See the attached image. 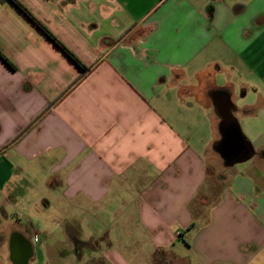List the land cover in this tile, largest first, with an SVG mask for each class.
<instances>
[{"label": "crops", "instance_id": "1", "mask_svg": "<svg viewBox=\"0 0 264 264\" xmlns=\"http://www.w3.org/2000/svg\"><path fill=\"white\" fill-rule=\"evenodd\" d=\"M21 1L90 68L0 1V264H264V0Z\"/></svg>", "mask_w": 264, "mask_h": 264}, {"label": "water", "instance_id": "2", "mask_svg": "<svg viewBox=\"0 0 264 264\" xmlns=\"http://www.w3.org/2000/svg\"><path fill=\"white\" fill-rule=\"evenodd\" d=\"M212 100L221 119L222 143L218 151L226 164H234L239 162V156L246 151V143L242 133L235 126L237 107L232 101L231 93L227 90L219 89L213 91Z\"/></svg>", "mask_w": 264, "mask_h": 264}, {"label": "trees", "instance_id": "3", "mask_svg": "<svg viewBox=\"0 0 264 264\" xmlns=\"http://www.w3.org/2000/svg\"><path fill=\"white\" fill-rule=\"evenodd\" d=\"M6 1V0H0ZM13 2L26 16H28L37 26L41 29L50 39H52L72 60H74L84 72L88 71L90 66L86 65L56 34H54L42 20H40L21 0H10ZM0 57L11 67L16 68L15 64L0 48ZM235 126L241 131L240 124L238 121L235 122ZM242 133V131H241ZM242 137L246 143V151L239 156V161L246 160L251 157L254 153V147L252 143L242 133ZM222 138L216 142L215 149L218 151Z\"/></svg>", "mask_w": 264, "mask_h": 264}, {"label": "rangeland", "instance_id": "4", "mask_svg": "<svg viewBox=\"0 0 264 264\" xmlns=\"http://www.w3.org/2000/svg\"><path fill=\"white\" fill-rule=\"evenodd\" d=\"M238 166H241V165L239 164ZM52 210H53V208H52ZM18 213H19L18 215H20L19 217H20L22 223H24L25 225H28V224L31 223V224H33L35 226L36 230H42V229H45V228H53L54 224L52 222H53V219H55V218H54L53 215H51L49 213L46 214V213H42L41 212L40 214H38L37 211H35V210L32 211V212L21 211V213L20 212H18ZM14 215L15 214H12V217H14ZM47 215H48L49 218H47ZM7 219H8L7 216L5 218L4 216L1 215L0 216V223H1L0 226L5 224ZM79 219L82 221V224L85 223L84 218H79ZM29 221H30V223H29ZM66 247H67V250H70L71 254H72V249H70V247H68V246H66ZM72 256H74V255L70 256L68 254L65 257L69 261ZM4 260H7L6 256H4Z\"/></svg>", "mask_w": 264, "mask_h": 264}, {"label": "flooded vegetation", "instance_id": "5", "mask_svg": "<svg viewBox=\"0 0 264 264\" xmlns=\"http://www.w3.org/2000/svg\"><path fill=\"white\" fill-rule=\"evenodd\" d=\"M23 251H24L25 254L28 255V253H29L30 250L28 249V247H25Z\"/></svg>", "mask_w": 264, "mask_h": 264}, {"label": "built area", "instance_id": "6", "mask_svg": "<svg viewBox=\"0 0 264 264\" xmlns=\"http://www.w3.org/2000/svg\"><path fill=\"white\" fill-rule=\"evenodd\" d=\"M176 233H177V235H180L181 234V231L178 230ZM36 237H37V235H36Z\"/></svg>", "mask_w": 264, "mask_h": 264}]
</instances>
